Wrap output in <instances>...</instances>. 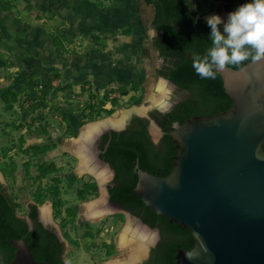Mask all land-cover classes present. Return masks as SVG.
Returning <instances> with one entry per match:
<instances>
[{"label":"rangeland","instance_id":"1","mask_svg":"<svg viewBox=\"0 0 264 264\" xmlns=\"http://www.w3.org/2000/svg\"><path fill=\"white\" fill-rule=\"evenodd\" d=\"M184 1L223 21L251 2ZM154 16L146 0L0 3V186L17 216L38 208L64 243L66 264L129 260L119 239L128 219L133 227L138 220L100 202L104 188L84 171L80 149L92 126L170 100L171 88L167 96L160 91L171 63ZM95 141L88 148L93 164Z\"/></svg>","mask_w":264,"mask_h":264},{"label":"water","instance_id":"2","mask_svg":"<svg viewBox=\"0 0 264 264\" xmlns=\"http://www.w3.org/2000/svg\"><path fill=\"white\" fill-rule=\"evenodd\" d=\"M218 74L230 108L172 123L168 135L176 153L171 171L158 177L136 165L134 192L155 214L193 237L190 250L177 249L176 264H264V59L236 70L227 66ZM150 109L142 115L124 110L122 126L101 129L93 141L104 132L123 131L133 115L149 120L148 131L158 140L163 132L149 118ZM100 187L109 206L131 217L110 202L105 183ZM20 218L30 230V219ZM157 239L155 231L146 257ZM7 240L15 251L11 264H46L34 260L23 240Z\"/></svg>","mask_w":264,"mask_h":264},{"label":"trees","instance_id":"3","mask_svg":"<svg viewBox=\"0 0 264 264\" xmlns=\"http://www.w3.org/2000/svg\"><path fill=\"white\" fill-rule=\"evenodd\" d=\"M146 2L154 7L155 29L159 32L163 53L171 63L168 78L179 88L191 92L192 97L176 106L173 112L165 116L163 122L156 120L164 132L158 144L151 141L146 125L134 118L136 127L129 126L121 132L102 136L101 149L104 152L101 159L108 162L114 170L113 186L108 189L110 202L160 232V241L153 251V264H176L177 249L190 250L194 239L186 228L169 223L136 196L135 166L158 177L168 175L176 149L168 135L171 127L167 126H171L174 121L181 124L193 116L214 115L227 110L231 106V100L224 92L218 73L215 79H201L192 68L193 56L203 57L211 46V29L201 15L188 7L184 0ZM220 30L223 33L222 25ZM250 61H244L240 67ZM228 67L235 70L240 68L232 65ZM151 117L155 118L153 115ZM27 216L32 222L30 230L25 220L16 215L10 195L0 186V264H11L14 259L15 251L7 238L23 240L37 262L64 264L61 258L63 246L54 234L38 222L35 205L29 207Z\"/></svg>","mask_w":264,"mask_h":264},{"label":"clouds","instance_id":"4","mask_svg":"<svg viewBox=\"0 0 264 264\" xmlns=\"http://www.w3.org/2000/svg\"><path fill=\"white\" fill-rule=\"evenodd\" d=\"M211 46L203 57L193 56L192 68L201 79H215L228 65L264 59V0H251L230 12L227 21L219 15L206 20ZM223 25V33L220 26Z\"/></svg>","mask_w":264,"mask_h":264},{"label":"flooded vegetation","instance_id":"5","mask_svg":"<svg viewBox=\"0 0 264 264\" xmlns=\"http://www.w3.org/2000/svg\"><path fill=\"white\" fill-rule=\"evenodd\" d=\"M223 26V25H222ZM168 62H169V60H168ZM169 66V65H168ZM172 69V67L170 66V67H168V69H167V74H166V76H165V78H166V82H167V86L169 87V88H171V98H170V100L169 101H165V105L166 106H164V107H158V106H153V108H151L149 111H148V116H149V118L150 119H152V120H154L155 121V123L159 126V124L157 123V121H160V122H163L164 121V118H165V116H167L168 114H170L171 112H173V110L175 109V107L176 106H178L179 104H181V103H184V102H186V101H188L191 97H192V93L191 92H189V91H187V90H185V89H181V88H179L177 85H175L173 82H171L170 80H169V78H168V73H169V71ZM167 96V95H166ZM165 96V97H166ZM165 99V98H164ZM151 115H153V116H155V118H152L151 117ZM134 118H138V119H140L145 125H146V130H147V133H148V135H149V132H148V123H149V120H147V119H145V118H139V117H137V116H131L130 117V119L128 120V122H127V125H126V128L127 127H129V126H131V127H136L137 126V122L136 121H134ZM169 119H170V117H169ZM157 120V121H156ZM175 122V121H174ZM173 122V123H174ZM171 126H172V124H171ZM171 126H167V127H171ZM160 127V126H159ZM125 128V129H126ZM124 129V130H125ZM160 129L162 130V128L160 127ZM111 132H114V131H108V132H104L103 134H101V135H99L95 140V145H96V147H95V150H96V152H95V154H94V156H95V159H96V161H97V163H98V165H97V163L96 164H93L94 162L92 161L93 159H91L92 158V156L91 155H89V153H87L89 150H88V148H89V142L91 141H88V142H86V143H84L85 145H86V148H87V150H84L85 152H83V154H85V156L87 155L88 157H90V159H91V162H90V164H89V166H91V167H88L87 168V166H85V164H84V166H83V168H84V170H88V171H93V169H90V168H92L93 166H94V168H95V170L93 171L96 175L97 174H99V173H101V172H104V173H106V175L107 176H109V179L105 182V187H106V189H107V191H108V189H109V187H111V186H113V178H114V170H113V168L110 166V164L108 163V162H106L105 160H103V159H101V155L103 154V152H104V150L103 149H101V145H102V136H104V135H108L109 136V134L111 133ZM162 132H163V130H162ZM163 136H164V132H163V135L158 139V142H157V144L160 142V140L163 138ZM149 137H150V135H149ZM150 139H151V137H150ZM151 141H152V139H151ZM107 144V143H106ZM106 144H104V147L106 146ZM154 144V143H153ZM85 148V149H86ZM81 151V150H80ZM84 156V157H85ZM105 166L107 169H104V170H100V168H101V166ZM86 167V168H85ZM97 169V170H96ZM107 170V171H106ZM111 172H112V174H111ZM97 180V179H96ZM98 182V181H97ZM107 205H108V203H107ZM28 211H29V208H28ZM28 211H27V214H28ZM19 217V216H18ZM28 217V216H27ZM131 217L132 218H134V219H138V218H136V217H134V216H132L131 215ZM20 218V217H19ZM22 219H24V218H22ZM37 219H38V222L42 225V227L43 228H45V229H47L51 234H54L55 236H56V238H57V240L62 244V246H63V253H62V255H61V258H62V261H63V263H64V260H63V255H64V243L62 242V240L60 239V237L56 234V232L54 231V230H52V229H50V228H48V227H46L45 226V220L43 219V218H41L40 216H39V210H38V208H37ZM43 219V220H42ZM25 220V219H24ZM138 220H140V219H138ZM141 221V220H140ZM26 222V221H25ZM142 223V222H141ZM27 224V223H26ZM143 224V223H142ZM28 226V225H27ZM29 228V227H28ZM31 229H32V222H31ZM151 229H153V230H155L157 233H158V239L156 240V242H155V245L154 246H152V247H150V250H149V253H148V255H147V257H145V260L143 261V262H139L138 264H153V260H152V258H153V256H154V250H155V247H156V245L158 244V242L160 241V232H159V230L157 229V228H151ZM144 259V258H143ZM142 259V260H143ZM64 264H66V263H64Z\"/></svg>","mask_w":264,"mask_h":264},{"label":"bare ground","instance_id":"6","mask_svg":"<svg viewBox=\"0 0 264 264\" xmlns=\"http://www.w3.org/2000/svg\"><path fill=\"white\" fill-rule=\"evenodd\" d=\"M166 90H168V91L170 90V88L167 85L160 87V91L162 93L165 94ZM165 104H166L165 101L161 100L157 103V106L158 107H164V106H166ZM146 109L145 108L144 109L132 108V110L139 115H142ZM127 113H128L127 111H124L119 119H111L108 121H107V119H105L106 121L103 120L105 122L101 121L103 123L96 124V125L92 126L91 129L89 130V132L87 133V135L84 137L83 142L86 143V142L91 140L89 142V145H90V143H92V141H93L94 136L97 133H99L101 131V129H105L108 127L109 128L121 127L124 119L127 116ZM84 143H82V145H81L82 148L80 149L81 150L80 152H82V153L85 152L84 150H87L86 145ZM91 159H90V157H88L86 155L84 158L81 157V160H82L81 162H82V164H85V166H87V168H88V167H91V166H89ZM90 169H93V171L95 170L94 166ZM84 171H88V170H84ZM93 171L92 172L88 171V172H91L95 175V178L97 179L99 186H101L103 183H105L109 179V176H107L106 173L101 172V173L96 175ZM102 193H104V192H102ZM104 197H105V194H104ZM104 197L100 199V202L104 203V205L107 206L106 208H109L107 205V201ZM90 203H92V202H90ZM45 210L48 212L47 208ZM41 215H42V212H41ZM42 218H43V216H42ZM153 239H154V235H151L147 229L140 227V226L133 227L130 223V220L128 219L127 227L123 231V234L119 239V242L122 245V248L130 249L131 254H130L129 260L126 262H118V261L117 262H111V264H137L143 258L146 257L148 247L153 242Z\"/></svg>","mask_w":264,"mask_h":264}]
</instances>
